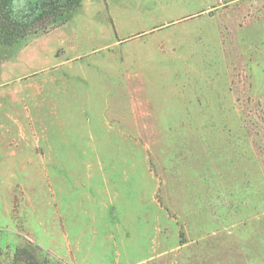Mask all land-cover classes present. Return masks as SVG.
I'll list each match as a JSON object with an SVG mask.
<instances>
[{
    "label": "rangeland",
    "instance_id": "374dc122",
    "mask_svg": "<svg viewBox=\"0 0 264 264\" xmlns=\"http://www.w3.org/2000/svg\"><path fill=\"white\" fill-rule=\"evenodd\" d=\"M11 89L0 264H264V0H84Z\"/></svg>",
    "mask_w": 264,
    "mask_h": 264
},
{
    "label": "trees",
    "instance_id": "16d2710c",
    "mask_svg": "<svg viewBox=\"0 0 264 264\" xmlns=\"http://www.w3.org/2000/svg\"><path fill=\"white\" fill-rule=\"evenodd\" d=\"M84 0H0V44L15 45L64 23Z\"/></svg>",
    "mask_w": 264,
    "mask_h": 264
},
{
    "label": "crops",
    "instance_id": "0c3cea01",
    "mask_svg": "<svg viewBox=\"0 0 264 264\" xmlns=\"http://www.w3.org/2000/svg\"><path fill=\"white\" fill-rule=\"evenodd\" d=\"M11 94L14 95L12 99H10L9 104L0 101V127H9L14 126L18 127L21 123L20 112L18 110V91L11 89Z\"/></svg>",
    "mask_w": 264,
    "mask_h": 264
}]
</instances>
